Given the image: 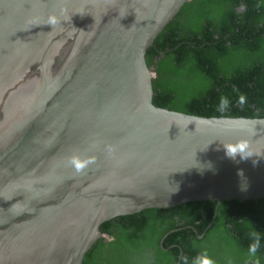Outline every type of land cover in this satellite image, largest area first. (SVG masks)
I'll return each instance as SVG.
<instances>
[{"label":"water","instance_id":"water-1","mask_svg":"<svg viewBox=\"0 0 264 264\" xmlns=\"http://www.w3.org/2000/svg\"><path fill=\"white\" fill-rule=\"evenodd\" d=\"M188 1L0 0V264H82L114 217L264 197V118L152 102L146 51Z\"/></svg>","mask_w":264,"mask_h":264},{"label":"trees","instance_id":"trees-1","mask_svg":"<svg viewBox=\"0 0 264 264\" xmlns=\"http://www.w3.org/2000/svg\"><path fill=\"white\" fill-rule=\"evenodd\" d=\"M145 60L154 67L156 106L264 118V0H189ZM222 97L227 109L220 107ZM100 230L115 240L98 238L82 264H185L184 257L192 264L205 251L215 264H264V197L144 209L103 222ZM149 249L156 250L153 260Z\"/></svg>","mask_w":264,"mask_h":264},{"label":"clouds","instance_id":"clouds-1","mask_svg":"<svg viewBox=\"0 0 264 264\" xmlns=\"http://www.w3.org/2000/svg\"><path fill=\"white\" fill-rule=\"evenodd\" d=\"M58 22V19L55 15H51L48 18L49 25H56ZM238 101L241 105H243L246 102V98L243 95H240L238 97ZM221 109H227L228 107V100L225 97L221 98ZM248 144L246 141H239L237 142V146L233 147H226L224 146L225 155L235 160L237 157L240 158L241 161L248 160L251 158V153L248 155H245V152L248 151ZM72 163L77 171H81L84 169L88 163H91V160L82 161L78 158H73ZM238 175H243V171L239 170ZM185 264H187V257H184ZM192 264H215V261L208 255V253L205 251L202 254L198 255L195 260L192 262Z\"/></svg>","mask_w":264,"mask_h":264},{"label":"flooded vegetation","instance_id":"flooded-vegetation-1","mask_svg":"<svg viewBox=\"0 0 264 264\" xmlns=\"http://www.w3.org/2000/svg\"><path fill=\"white\" fill-rule=\"evenodd\" d=\"M103 235L101 236L102 238H103V241L104 242H110V241H114L115 240V237L113 236V235H111V234H107V233H102ZM164 238H165V236H163L161 239H160V241H159V246H161V247H163L162 245H163V241H164ZM163 250H164V248H162ZM155 252H156V250L155 251H153L152 253H151V251H150V249L147 251V253L148 254H150V256H149V258L148 259H150V260H153L154 259V257H152V255H155ZM155 258H159V260L160 259H162V257H157V256H155Z\"/></svg>","mask_w":264,"mask_h":264}]
</instances>
